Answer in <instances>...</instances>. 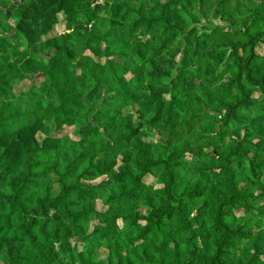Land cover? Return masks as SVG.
Segmentation results:
<instances>
[{
  "label": "trees",
  "instance_id": "16d2710c",
  "mask_svg": "<svg viewBox=\"0 0 264 264\" xmlns=\"http://www.w3.org/2000/svg\"><path fill=\"white\" fill-rule=\"evenodd\" d=\"M261 46L264 0H0V264H264Z\"/></svg>",
  "mask_w": 264,
  "mask_h": 264
},
{
  "label": "rangeland",
  "instance_id": "374dc122",
  "mask_svg": "<svg viewBox=\"0 0 264 264\" xmlns=\"http://www.w3.org/2000/svg\"><path fill=\"white\" fill-rule=\"evenodd\" d=\"M260 52H261V53L264 52V46H261V47H260ZM259 112H260V109H259V108H255V109H253V110L251 111L250 114H251L252 117H254V116H256ZM239 214L244 215V214H242V213H239ZM94 225H95V224H91V225H90V228H89L90 231L93 230V226H94Z\"/></svg>",
  "mask_w": 264,
  "mask_h": 264
}]
</instances>
